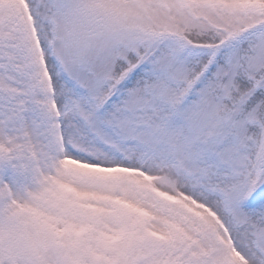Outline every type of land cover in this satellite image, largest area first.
Here are the masks:
<instances>
[{"label":"snow or ice","instance_id":"obj_1","mask_svg":"<svg viewBox=\"0 0 264 264\" xmlns=\"http://www.w3.org/2000/svg\"><path fill=\"white\" fill-rule=\"evenodd\" d=\"M0 264H264V0H0Z\"/></svg>","mask_w":264,"mask_h":264}]
</instances>
